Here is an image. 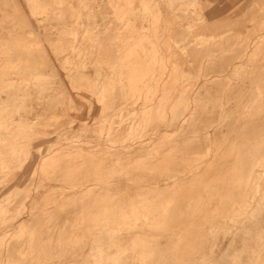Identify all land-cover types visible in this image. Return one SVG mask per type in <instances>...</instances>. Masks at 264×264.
Returning a JSON list of instances; mask_svg holds the SVG:
<instances>
[{"label": "rangeland", "instance_id": "rangeland-1", "mask_svg": "<svg viewBox=\"0 0 264 264\" xmlns=\"http://www.w3.org/2000/svg\"><path fill=\"white\" fill-rule=\"evenodd\" d=\"M263 73L264 0H0V264H264Z\"/></svg>", "mask_w": 264, "mask_h": 264}, {"label": "bare ground", "instance_id": "bare-ground-1", "mask_svg": "<svg viewBox=\"0 0 264 264\" xmlns=\"http://www.w3.org/2000/svg\"><path fill=\"white\" fill-rule=\"evenodd\" d=\"M15 1V0H14ZM189 2V1H188ZM16 3H17V1H16ZM19 7V6H18ZM22 10V9H21ZM39 11V10H38ZM185 15V14H184ZM30 23V22H29ZM52 23V22H51ZM31 25V24H30ZM149 29V28H148ZM149 31V30H148ZM157 31V30H156ZM32 35H34V40L36 41V44H38L39 43V41H40V39L38 40V38H40L38 35H37V33H35L33 30L30 32ZM176 36V35H175ZM177 37V36H176ZM25 40H23V42H24ZM42 41V40H41ZM29 42H31V41H29ZM38 42V43H37ZM212 42V41H211ZM18 43H19V41H18ZM33 44V43H32ZM34 45V44H33ZM150 45V44H149ZM35 46V45H34ZM37 46H39V45H37ZM181 46V45H180ZM228 46V45H227ZM26 47V46H25ZM24 47V49H27V48H25ZM30 47V46H29ZM263 47V46H262ZM23 49V48H22ZM23 49V50H24ZM177 49V48H176ZM219 49V48H218ZM225 49V48H224ZM28 50V49H27ZM216 50H217V48H216ZM201 51V50H200ZM182 56V55H181ZM202 56H203V54H202ZM236 56H237V54H236ZM184 57V56H183ZM37 58V57H36ZM228 58V57H227ZM188 59V58H187ZM203 59V58H202ZM247 60V59H246ZM188 62V61H187ZM228 63V62H227ZM252 64V63H251ZM208 65H210V64H208ZM52 66V65H51ZM187 66V65H186ZM188 67V66H187ZM221 67V66H220ZM223 68V67H222ZM45 69V68H44ZM189 69H190V67H189ZM93 72V71H92ZM243 73V72H242ZM262 73V72H261ZM264 74V73H263ZM46 78V77H45ZM118 78V77H117ZM256 79V78H255ZM52 80V79H51ZM171 80V79H170ZM224 80V79H223ZM23 81V80H22ZM47 81V80H46ZM53 81V80H52ZM218 83V82H217ZM261 83V82H260ZM263 83H264V81H263ZM211 84V83H210ZM244 84V83H243ZM175 85V84H174ZM215 85V84H214ZM258 86H259V84H258ZM261 86H262V84H261ZM213 87V86H212ZM36 88V87H35ZM169 88V87H168ZM218 88V87H217ZM212 89V88H211ZM38 90V89H37ZM68 90V89H67ZM236 90V89H235ZM17 92V91H16ZM98 92V91H97ZM230 92V91H229ZM254 92V91H253ZM237 93H238V91H237ZM251 94V93H250ZM263 94V93H262ZM52 95V94H51ZM187 95V94H186ZM204 95V94H203ZM231 95V94H230ZM248 95V94H247ZM54 96V95H53ZM240 96V95H239ZM249 96V95H248ZM64 97V96H63ZM217 97V96H216ZM54 98V97H53ZM240 99V98H239ZM245 99V98H244ZM248 99V98H247ZM246 99V100H247ZM250 99H252V98H250ZM119 100H120V98H119ZM241 100V99H240ZM246 100H244V101H246ZM59 102V101H58ZM206 102V101H205ZM246 102H248V101H246ZM120 103V102H119ZM225 103V102H224ZM231 103V102H230ZM237 103V102H236ZM245 103V102H244ZM229 106V105H228ZM16 107V106H15ZM239 107V106H238ZM229 108H231V107H229ZM237 108V107H236ZM49 109V108H48ZM202 109V108H201ZM257 109V108H256ZM216 111V110H215ZM253 111V110H252ZM221 113V112H220ZM212 116V115H211ZM200 120V119H199ZM118 121V120H117ZM176 123V122H175ZM231 123V122H230ZM119 124V123H118ZM171 124H173V122L171 123ZM175 127V126H174ZM114 129V128H113ZM186 137V136H185ZM191 159V158H190ZM196 159V158H195ZM203 159V158H202ZM208 159V158H207ZM199 160H200V158H199ZM204 161V160H203ZM198 162V161H197ZM202 162V161H201ZM193 163V162H192ZM209 163V162H208ZM192 165V164H191ZM194 165V164H193ZM183 167V166H182ZM193 168V167H192ZM177 169V168H176ZM198 169V168H197ZM202 169V168H201ZM192 170V169H191ZM135 171V170H134ZM142 171V170H141ZM139 173H140V170H139ZM136 174V173H135ZM144 174V173H143ZM146 174V173H145ZM189 175V174H188ZM136 177V176H135ZM134 177V178H135ZM168 177V176H167ZM174 177V176H173ZM176 177V176H175ZM142 178V177H141ZM165 178V177H164ZM163 178V179H164ZM125 179V178H124ZM123 179V180H124ZM158 179V178H157ZM170 179V178H169ZM169 179H168V181H169ZM172 179V178H171ZM174 179V178H173ZM35 180V179H34ZM132 180V179H131ZM138 180V179H137ZM161 180V179H160ZM126 181V180H125ZM164 181V180H163ZM167 181V180H166ZM133 182V181H132ZM138 182V181H137ZM152 182H153V180H152ZM158 182H159V180H158ZM171 182V181H170ZM126 183V182H125ZM169 183V182H168ZM118 184V183H117ZM128 184V183H127ZM149 184V183H148ZM163 184H165V183H163ZM126 185V184H125ZM113 187V186H112ZM128 188V187H127ZM126 189V188H125ZM144 189V188H143ZM130 190V189H129ZM140 190V189H139ZM137 191V190H136ZM141 191V190H140ZM106 193V192H105ZM74 208V207H73ZM70 212V211H69ZM71 214V213H70ZM47 217V216H46ZM46 221V220H45ZM53 221V220H52ZM34 225V224H33ZM27 234V233H26ZM98 234V233H97ZM26 239V238H25ZM107 239V238H106ZM29 241V240H28ZM46 241V240H45ZM88 241V240H87ZM45 244V243H44ZM50 247V246H49ZM18 249V248H17ZM63 249V248H62ZM66 249V248H65ZM83 252V251H82ZM54 253V252H53ZM3 254V253H2Z\"/></svg>", "mask_w": 264, "mask_h": 264}]
</instances>
